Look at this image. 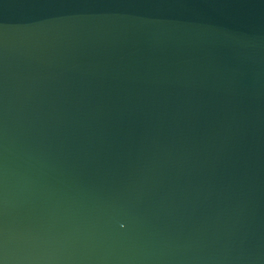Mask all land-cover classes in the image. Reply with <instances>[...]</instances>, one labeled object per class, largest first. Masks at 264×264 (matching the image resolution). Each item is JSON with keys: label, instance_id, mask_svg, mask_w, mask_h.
<instances>
[{"label": "water", "instance_id": "1", "mask_svg": "<svg viewBox=\"0 0 264 264\" xmlns=\"http://www.w3.org/2000/svg\"><path fill=\"white\" fill-rule=\"evenodd\" d=\"M0 264H264V0H0Z\"/></svg>", "mask_w": 264, "mask_h": 264}]
</instances>
